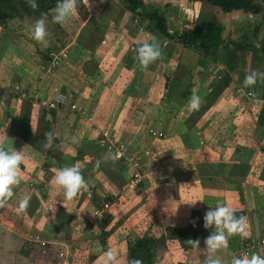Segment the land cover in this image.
Masks as SVG:
<instances>
[{"label":"crops","instance_id":"obj_1","mask_svg":"<svg viewBox=\"0 0 264 264\" xmlns=\"http://www.w3.org/2000/svg\"><path fill=\"white\" fill-rule=\"evenodd\" d=\"M164 1L165 5L178 6L190 16L187 23L183 22L185 28L202 13L204 6L188 0ZM215 16L224 26V38L240 42L244 34L256 49L264 52L261 46L264 20L259 16L241 11L221 13L220 9ZM132 21L131 14L126 12L117 26L109 24L106 35L111 31L113 37L105 38L93 52L81 40L73 39L63 48L68 55L58 51L61 56L53 53L49 62L42 60L31 68L18 55L12 61L1 59L0 143L6 148L23 150L24 159L20 184L8 204L0 208V264H99L102 252L109 248L126 259L128 237L144 234L155 239L166 238L156 264H204L207 256L204 241L214 230L205 229L204 216L218 203L231 207L235 213H243L248 222L247 236H232L228 249L217 252L224 264L240 257L244 245L264 237L261 127L264 105H254L241 81L238 84L251 69L257 70L263 59L259 56L253 59L248 53L241 65L237 52L231 83L209 106L204 102L208 86L223 70V65L214 57L211 60L197 54L195 61H188L185 55L183 60V53L190 50L157 38L162 58L142 70L135 58L140 39H133L141 33ZM86 23L81 24L75 38L81 35ZM254 25L259 26L255 39ZM72 46H75L73 54ZM168 52L170 56L166 55ZM91 61L97 65L93 74L85 70H89L87 64ZM63 63L76 71L64 66V73H57L56 66ZM179 64L195 67L192 91L201 97V105L194 111L200 118L191 128L185 122L193 112L164 96V76L172 75ZM196 71L204 75L198 76ZM262 85L263 82L256 84L257 96L264 95ZM59 94L67 97L68 104L51 109L54 111L51 116L43 102ZM8 101L14 115L30 125L38 141L43 124L48 121L49 131L56 134L55 139L60 143L57 148L60 163L45 158L10 135L11 124L4 115ZM72 105L76 108L72 109ZM151 131L162 135V139L155 138ZM104 132L125 144L122 165L106 150L97 157L90 156L89 145L99 143L105 149ZM78 150L84 154L76 160ZM131 156L142 163L140 180L136 183L132 180L133 170L127 167ZM76 163L90 187L68 201L53 177L56 169ZM241 163L250 166L246 177L234 179L240 183L241 194L222 178L206 176L212 168L220 171L221 166L223 175L228 176L231 167ZM205 164L210 166H201ZM24 196L30 197L29 207L26 212L18 213L19 201ZM104 204L108 205L107 209ZM196 215L202 218L197 239L200 245L184 251L167 230L187 227ZM102 232L107 235L103 236ZM253 253L264 257V247L247 254Z\"/></svg>","mask_w":264,"mask_h":264},{"label":"trees","instance_id":"obj_2","mask_svg":"<svg viewBox=\"0 0 264 264\" xmlns=\"http://www.w3.org/2000/svg\"><path fill=\"white\" fill-rule=\"evenodd\" d=\"M190 2H200L204 4L211 5L220 9L223 13H229L233 11H241L243 13L259 16L260 20H264V0H188ZM38 10L33 11L25 3V0H0V29H7L10 32L19 31L14 27L15 23L22 21L25 18L38 19L41 12H48L50 9L54 8L57 0H37ZM111 5H115L114 3ZM118 13L116 16L106 17L107 23L104 25L102 30V35L100 39L94 41L93 45L90 46V50L93 52L95 47L104 40V32L112 24L117 26L121 21L123 15L127 12L132 16V20H136L137 24H134L136 31L138 33L142 32L140 36L145 33L151 34L159 39L166 40L167 44L173 46L174 44L181 45L184 49L190 50L197 54L199 57L204 58H216L220 64L223 65V70L219 72L217 76L213 78V81L208 86V94L204 98V102L213 106V104L219 99L222 92L229 86L232 81L231 70L233 69V64L237 58V52H240V62L241 65L244 63L245 55L248 53L252 54V58L256 59L259 56L262 60L261 66L257 70L264 71V52L262 49H256L252 42L242 34V41L237 42L235 40L224 38V26L217 20L215 15L200 13L198 17L190 22L188 28L180 29L172 25L169 18L170 15H176V9L171 5L166 4L163 7L154 5L152 3H147L144 0H119L118 5H116ZM82 21L88 20L89 22V11L87 10L85 3L81 0V5L79 7L78 14ZM49 21H51V16H49ZM141 28V31H139ZM259 26L254 25L252 28L253 38H256ZM59 39L57 38V41ZM81 40V39H80ZM83 41V40H81ZM67 42L64 41L60 47H53L47 49L45 54L42 55V60L44 62H49L51 55L63 49ZM262 47L264 44L262 42ZM171 52L166 55L170 56ZM88 69H85L87 73L93 74V71L97 65L91 61L87 64ZM195 67L190 65H177L176 71L172 75L164 76L165 87L164 96L168 101L176 104L179 107L185 106L189 97L193 94L192 88V78L194 74ZM255 69H251L253 71ZM198 76L204 75V72L198 71ZM243 76V74H242ZM243 84V80L239 79V82ZM256 85L253 89L245 88L248 93L255 91ZM264 89V82L262 85ZM65 93V90H62ZM130 98H134L132 95H128ZM259 99L264 100V95H258ZM133 103L135 99H132ZM68 104V103H67ZM48 109V108H47ZM49 114L54 115V111L49 109ZM4 115L7 120L10 121V135L14 138L20 139L25 145L31 147L35 151L45 155V158H54L57 163L61 162V158L58 154L59 141L55 139L53 141V147L50 149H45L43 147L45 143V134L49 132L48 124L44 122L42 133L40 136V141H38L30 125L25 122L19 115H14L9 107V104L4 110ZM200 118V117H199ZM198 114L192 113L185 124L188 128H191L198 121ZM260 118V115L258 119ZM262 132H264V117L262 123ZM157 139H162V135H155ZM88 149L91 151L90 156L97 157L100 154L105 153V149L99 143L97 145H89ZM84 154L83 150H78L76 160L82 159ZM114 158L119 166L124 163L122 158ZM209 167L208 165H201ZM212 168V167H210ZM220 171H212L206 176L220 177L223 179L227 186L233 187L234 191L241 194L240 183L234 181L236 178H244L250 170V166L246 164L233 165L231 167L230 174L228 176L223 175V166L219 167ZM20 170H23L20 164ZM123 170V169H121ZM236 216H243V213H235ZM202 223V218L196 216L191 217V220L187 227L182 229H168L167 233H172L175 239L180 243L181 248L184 251L193 250L192 245L186 243L189 240H197L199 235V228ZM103 236H106V232H102ZM166 238L161 237L160 239H155L149 234H144L142 236L128 237L127 239V251L126 259L131 260L133 258L141 259L143 264H156L160 260L162 253V245L165 243Z\"/></svg>","mask_w":264,"mask_h":264},{"label":"clouds","instance_id":"obj_3","mask_svg":"<svg viewBox=\"0 0 264 264\" xmlns=\"http://www.w3.org/2000/svg\"><path fill=\"white\" fill-rule=\"evenodd\" d=\"M85 2L87 8H90L89 0H85ZM25 3L33 11L38 10L37 0H25ZM80 5L81 0H57L54 8L48 12L40 13L39 18L30 29L32 37L37 42H44L49 35L47 29L49 16H51L52 23L64 26L78 16ZM135 58L142 70H147L149 65L161 59L162 50L157 38L145 33L140 38ZM258 82H264V71L253 70L245 76L243 85L245 88L253 89ZM249 95L254 105H264V100H260L254 91L250 92ZM200 105L201 97L194 92L187 101L186 109L191 113L197 111ZM55 138L54 132H47L43 147L46 150L52 148ZM23 159V150L18 151L14 147L6 148L0 143V208L8 204L14 195L15 187L20 184V164ZM53 182L63 191V195L68 201H72L81 191H87L90 187L89 182L82 175L78 163L56 169ZM29 201V196H24L19 201L18 213L26 212ZM204 227L205 229L214 228L204 241L207 252L204 264H224L222 259L217 256V252L228 249L229 239L232 236L248 235L247 217L236 216L234 209L222 203L210 207L204 216ZM93 230H98V228ZM186 243L194 248H199L200 245L199 240H189ZM99 264H143V261L136 258L122 259L115 249L109 248L102 252L99 257ZM231 264H264V257L255 253L251 256L244 254L241 257H233Z\"/></svg>","mask_w":264,"mask_h":264},{"label":"rangeland","instance_id":"obj_4","mask_svg":"<svg viewBox=\"0 0 264 264\" xmlns=\"http://www.w3.org/2000/svg\"><path fill=\"white\" fill-rule=\"evenodd\" d=\"M94 1L95 2H93L92 0L89 1L90 8H87V9H89V13H91L92 15L89 17L90 19L89 22L88 20H86L87 21L86 26L83 27V29H81V35L78 36L77 38H75V35L78 33V30L80 29L81 24L86 22V21H82L79 15L76 18H74L71 22H69L68 24L64 26L54 24L51 21H49L47 25L49 35L45 39L44 42H37L31 35L30 29L32 25H34L36 19L25 18L22 21L16 22L14 27L19 31V33L10 32L7 29H0V61H3L1 60L3 57L4 59L5 58L9 59V61L16 60L17 58L16 55H18L20 56L22 63L25 66H28L29 68H31L32 66H34V64L36 65V64H40L41 62H43L42 55L45 54L47 49H51L53 47H60L62 43H64V41L68 42L69 40L72 41L73 39H76V41L78 40L80 41L81 39L83 40L82 41L83 45L88 46V48H90V46L93 45L94 41H97L98 39H100V36L102 35L101 32L104 28L103 26L106 25L107 23L106 17L107 18L109 16L114 17L118 13L116 5H118L119 3V0H105V1L104 0H94ZM144 1L147 3H152L160 7H163L165 5L164 4L165 1L162 2V0H144ZM113 3L115 5H111ZM175 7L177 9L176 15H170L169 20L173 26L181 27V29H184L185 27L183 26V22L184 24L187 23L185 21H187V19L190 16L182 8L178 6H175ZM217 10L219 9L213 6H210L208 4H204L202 13H206V14L211 13L213 15H216ZM103 35H104L103 37L104 39L105 38L110 39L113 37L114 34H112L110 31L106 35V31H105ZM57 38L59 39L58 41H57ZM140 38L141 36L139 37V35L136 34L134 35L133 39L135 41L136 40L139 41ZM72 47L73 48L71 50L72 52L71 54H73V52L75 51L74 50L75 46H72ZM61 51L64 52L63 49H61L60 52ZM189 52L187 51L183 53V60H184V55H185L187 57L185 59H187L188 61L190 62L195 61L197 58V55L194 54L193 52H190V53ZM59 53L57 52V53H54L53 55H56ZM63 54H65V52ZM53 55L51 57H53ZM65 55H68V54H65ZM64 66L67 67L66 69L76 71L74 67L70 68L69 66L65 65V63L61 64L59 67L56 66L55 71L57 73L59 72L60 74H63ZM196 74H197V71H196ZM45 79H46L45 82H47L48 81L47 77H45ZM192 84L194 86L193 82ZM201 91H203V89L199 90L198 94ZM10 103H11V100H10ZM8 104H9V101L7 102V105ZM47 111L45 112L48 113ZM12 113L14 112L12 111ZM131 115H132V112H130L129 116ZM45 123L48 124V121ZM151 133H155V132L151 131ZM154 135H158V134L155 133Z\"/></svg>","mask_w":264,"mask_h":264},{"label":"built area","instance_id":"obj_5","mask_svg":"<svg viewBox=\"0 0 264 264\" xmlns=\"http://www.w3.org/2000/svg\"><path fill=\"white\" fill-rule=\"evenodd\" d=\"M134 24H137V21H133ZM141 31V28H139ZM43 105L48 109L62 108L67 105V97L64 94H59L53 100H47L43 102ZM72 109H75V105L71 106ZM155 136V133H152ZM160 135V134H158ZM103 137L105 138V150L109 154H112L115 158H124V154H126V146L123 142L118 141L114 136H112L109 132H104ZM127 167L133 170L132 180L136 183L140 180V172L142 171V163L134 156H131L127 160ZM108 205L104 204V209H107ZM97 214V213H96ZM44 245V243H41ZM259 247H264V237L258 240H252L248 244L244 245L239 252V256L241 257L248 252H251Z\"/></svg>","mask_w":264,"mask_h":264}]
</instances>
